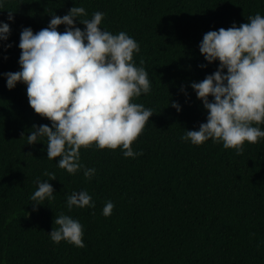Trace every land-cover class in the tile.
Wrapping results in <instances>:
<instances>
[{
    "label": "trees",
    "instance_id": "trees-1",
    "mask_svg": "<svg viewBox=\"0 0 264 264\" xmlns=\"http://www.w3.org/2000/svg\"><path fill=\"white\" fill-rule=\"evenodd\" d=\"M75 6L87 13L78 19L101 12L103 30L139 44L133 60L148 72L151 90L132 102L153 116L131 145L135 158L93 145L80 150L81 170L68 174L47 159L46 138L27 145L33 126L51 122L30 107L26 85L9 90L4 74L20 70L22 29L38 32ZM256 14L264 16V0H5L0 22L11 34L0 42V264H264V138L245 142L240 154L212 140L181 139L207 122L191 88L219 67L199 51L204 34ZM85 168L96 170L91 180ZM45 181L55 198L33 210L30 196ZM80 191L95 207L69 211L68 196ZM108 201L115 207L105 217ZM60 214L83 226L84 248L50 240Z\"/></svg>",
    "mask_w": 264,
    "mask_h": 264
},
{
    "label": "clouds",
    "instance_id": "clouds-1",
    "mask_svg": "<svg viewBox=\"0 0 264 264\" xmlns=\"http://www.w3.org/2000/svg\"><path fill=\"white\" fill-rule=\"evenodd\" d=\"M4 3L0 0V7ZM86 15L83 7L75 6L63 17L52 15L49 25L38 32L22 29L20 70L4 74L9 90L18 83L26 85L30 107L51 122V127L33 126L27 145L34 146L38 138H46L47 159L56 160L68 174L81 170L80 150L93 145L97 149H120L125 158H135L139 154L131 145L153 116L151 109L132 102L151 90L148 72L133 60L140 51L139 44L123 31L114 35L103 30V13L78 19ZM8 21L14 22L12 13ZM248 21L204 34L199 51L208 65L219 61V67L204 80L191 84L208 113L207 122L198 130H185L182 141L200 146L212 140L240 154L245 142L255 144L264 138V130L259 127L264 124V16L256 14ZM61 25L65 26L62 33L57 30ZM10 34L9 23L0 22V42H7ZM171 107L181 111L178 103ZM95 171L85 168V178L91 180ZM46 175L55 181L54 174ZM54 198L51 183L38 182L30 196L33 210ZM74 207L95 205L87 191H80L67 198L69 211ZM114 207L108 201L102 215L110 216ZM54 224L58 227L48 234L53 243L85 247L83 226L78 220L60 214Z\"/></svg>",
    "mask_w": 264,
    "mask_h": 264
}]
</instances>
